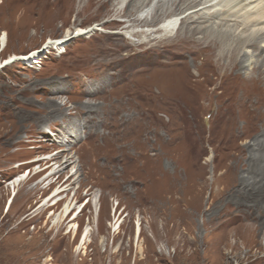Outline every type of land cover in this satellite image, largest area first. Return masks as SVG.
Instances as JSON below:
<instances>
[{
	"label": "rangeland",
	"instance_id": "374dc122",
	"mask_svg": "<svg viewBox=\"0 0 264 264\" xmlns=\"http://www.w3.org/2000/svg\"><path fill=\"white\" fill-rule=\"evenodd\" d=\"M50 1L45 7L31 0H0V37L4 34L7 39L3 52L0 41V264H264V229L238 230L241 222L233 220L213 230L223 211L237 210L264 220V199L256 201L232 187L225 169L215 173L211 147L199 152L207 186L197 196L202 211L198 230H188L190 143L199 119L205 129L218 124L215 105L207 106L197 118V112L191 113L182 99L186 131L176 133L174 139L164 135L153 141L138 138L142 145L114 141L117 134L110 135L113 119L105 113L106 97H114L127 74L144 72L158 58L172 55L171 51L155 52L162 45H189L202 37L197 33L188 39L190 32L182 19L209 12L206 7L213 1H220L218 7L225 11L241 0H202L194 11H187L192 0H185L181 9L173 5L178 0ZM99 2L104 3L102 7ZM160 6L163 13L158 21L177 14L175 27L165 30L159 24L136 21H150ZM261 7L264 0H257L239 17L199 18L188 23L210 26L217 21L216 26L222 24L219 28L244 36L264 30V24L239 26L244 19L255 18ZM78 29L89 32L78 34ZM69 31L72 37H65ZM194 47L212 60L209 75L218 77L214 53L204 45ZM244 50L252 54L251 48ZM10 55L17 58L4 64ZM204 61L201 57L196 63ZM254 61L251 56L249 63ZM107 157L121 160L115 164ZM66 158L69 161L64 163ZM131 159H135L134 167H123ZM145 159L154 164L140 168ZM33 168L37 174L17 187L7 211L8 180ZM115 173L119 174L116 178ZM56 191L59 194L52 197ZM95 198L104 204L100 226V207L91 201L85 207ZM46 199H51L50 204L39 208ZM69 200H73V213L55 224ZM75 216L80 222L76 234L70 228ZM138 221L140 239L136 237ZM86 226L90 235L83 246Z\"/></svg>",
	"mask_w": 264,
	"mask_h": 264
},
{
	"label": "bare ground",
	"instance_id": "6f19581e",
	"mask_svg": "<svg viewBox=\"0 0 264 264\" xmlns=\"http://www.w3.org/2000/svg\"><path fill=\"white\" fill-rule=\"evenodd\" d=\"M31 1L34 4L42 3L46 5L45 7L52 4L50 0ZM59 1H55L54 4ZM256 1L241 0L225 11L219 9L220 1H213L206 7L209 12L203 15H199V13L188 15L185 20L182 19L186 30L190 32L188 36L191 38L188 39H194V35L197 33L202 34V37L194 39L193 43H189V45L185 43L162 45L163 49H157L155 52L171 51L172 55L169 58L165 60L158 58L157 64L153 68L145 69L144 72L133 76L127 74L122 88L113 92L114 97L112 94H108L106 97L108 102L105 113L108 118L113 119L114 126L110 135L117 134L114 141L126 140L138 145H142L139 139L153 141L162 135L174 139L176 133L186 131L185 116L181 111L182 99L186 102L191 113L197 112V118L204 115L207 106L215 105L218 109L220 116L218 124H211L209 129H205L199 119L196 125L195 138L190 143V191L192 198L188 230H198V213L201 210V204L198 202L197 196L207 186L206 166L200 165L199 152L205 153L209 147L213 153L215 173L225 169V175L232 187H239L243 190L242 193L256 201L264 199V30H255V32L252 31L249 34L246 33L247 35L239 36L227 29L219 28L222 27V24H219V27L216 26L217 24L214 22L217 23V21H214L210 26L191 27L192 25L188 23L189 21L195 22L199 18L210 21V19L217 17L215 20L220 18L223 21V17H239V14H245L244 12ZM184 3L185 0H178V2H173V5L181 9V5ZM103 4V2H99L97 5L102 7ZM201 4H203L202 0H192L187 11H194ZM255 12V18H252L250 22L244 19L239 26L243 25L244 29H247L251 26L256 27L264 24V7ZM162 13L160 6L150 21L145 19H136V21L159 24L165 30L177 25V14L167 16L162 22L158 21ZM77 31L78 34L89 32L87 29H78ZM72 35L73 32L70 33L69 31L65 37L69 38ZM0 41L1 52H3L7 47V39L4 34L1 35ZM167 44L171 45L172 49H167L169 46ZM202 45L207 47L209 52L214 53V69L218 71L216 78L211 77L208 72L209 69L213 68L212 60L205 55L204 51L202 53L200 49L194 47ZM249 48L252 49L251 55L248 54L247 50H244ZM158 53H156L157 57L160 56ZM251 56L255 57L253 63H249ZM201 57H204L206 61L199 65L196 60ZM16 58V55H10L5 59L4 64H9ZM190 65L194 67L193 71H191ZM170 91L175 96L170 95ZM161 114H167L168 118L163 119ZM177 119L180 120L179 123H177ZM103 139H108V137ZM114 147L116 146L114 145ZM222 149H226V153H222ZM107 159L113 160L112 163L115 161V164L121 160L118 157H107ZM68 161L69 159L64 163ZM134 161L135 159H131L123 162V167L133 168ZM149 163L154 164L152 160L145 159L140 168H148L151 165ZM37 172V168H33L27 173L24 172L8 180L11 195L8 199L7 211L10 210L17 195V187L28 182L30 175L37 174ZM117 175L119 174L115 173L112 176L116 178ZM48 177L46 176L45 179ZM58 194L59 191H56L52 197ZM50 201L51 199H46L39 208L48 206ZM90 201L96 208L100 207L97 215V225L100 226L103 223L101 211L104 204L95 198L90 199L85 207L91 203ZM73 208V200L67 201L61 216L54 220V223L64 222L66 217L73 213ZM116 210L115 205H113V219L117 217ZM223 212L220 213L218 224H216V228L213 227V230L222 229L233 220L241 222L238 230L239 228L242 230L264 229V220L259 221L258 216H252L250 213L249 215L241 214L237 210ZM77 217H73V223L70 226L74 234L80 228V222L75 221ZM204 220L203 226L206 227L207 222ZM136 224V237L140 239L142 226L139 221ZM89 235L90 228L86 226L81 237L83 246L89 239Z\"/></svg>",
	"mask_w": 264,
	"mask_h": 264
}]
</instances>
